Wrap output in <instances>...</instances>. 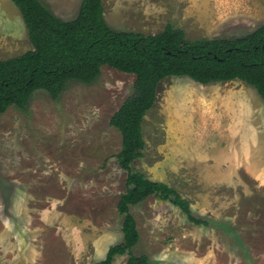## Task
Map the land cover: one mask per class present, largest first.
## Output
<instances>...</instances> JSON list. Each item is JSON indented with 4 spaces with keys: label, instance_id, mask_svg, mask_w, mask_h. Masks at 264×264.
I'll return each instance as SVG.
<instances>
[{
    "label": "rangeland",
    "instance_id": "374dc122",
    "mask_svg": "<svg viewBox=\"0 0 264 264\" xmlns=\"http://www.w3.org/2000/svg\"><path fill=\"white\" fill-rule=\"evenodd\" d=\"M40 1L65 21L77 17L83 2ZM103 7L105 20L113 30L144 36L157 35L173 25L182 29L190 41L238 38L264 26V0H104ZM30 50L32 45L20 11L10 0H0V61ZM135 79L104 67L93 85L72 83L58 101L39 91L27 110L12 107L0 116V184L6 183L10 193L7 196L25 191L27 197L57 202L62 209L73 212L77 222H90L89 229L104 250L124 240V216L118 206L127 191L128 173L118 161L122 135L111 126V120L134 94ZM189 81L192 80L187 77L168 78L159 85L157 104L143 123L146 148L133 168L152 181L155 177L163 179L161 183L176 190L191 210L205 193L226 206L233 195L228 189L208 187L211 173L198 170L194 164L187 166L188 151L206 139L205 123L211 127L215 120L216 126L222 128L228 123L221 96H232L249 86L241 81L222 84L218 87L220 97L215 109L211 101H198L203 103L200 108L196 105L199 113L190 117L194 143L184 138L168 143L165 101L173 88ZM253 93L255 100L260 99L255 90ZM203 112L215 113V119L211 116L205 120ZM216 143L221 146L222 142ZM170 157L185 160L187 169L173 173L165 170L160 162ZM243 180L250 182L247 177ZM240 200L235 211H227L237 216L234 227L231 221H217L209 213L192 210L196 218L211 221L209 228H215V233L210 235L209 228L197 227L170 202H161L154 196L148 198L131 207L141 236L135 253L148 256L152 264H264V235L253 239L248 231L242 232L246 226L256 229L261 226L258 222H264V193L256 192ZM251 207L256 223L246 225L245 214ZM128 258L119 256L115 264H127ZM98 261L99 258L92 257L86 263Z\"/></svg>",
    "mask_w": 264,
    "mask_h": 264
},
{
    "label": "trees",
    "instance_id": "16d2710c",
    "mask_svg": "<svg viewBox=\"0 0 264 264\" xmlns=\"http://www.w3.org/2000/svg\"><path fill=\"white\" fill-rule=\"evenodd\" d=\"M10 1L21 13L32 50L0 61V116L12 107L27 110L39 91L58 101L72 83L93 85L104 67L136 78L134 94L111 120L122 135L118 161L128 173L118 206L124 240L98 264H114L125 255L127 264H152L148 256L135 253L141 236L131 214V207L150 197L170 202L196 226H210L209 219L193 215L176 190L133 168L146 148L143 123L157 104L159 85L168 78L187 77L202 85L241 81L264 101V26L243 37L190 41L173 25L149 36L113 30L105 20L104 0H83L77 17L69 21L56 17L40 0Z\"/></svg>",
    "mask_w": 264,
    "mask_h": 264
},
{
    "label": "crops",
    "instance_id": "0c3cea01",
    "mask_svg": "<svg viewBox=\"0 0 264 264\" xmlns=\"http://www.w3.org/2000/svg\"><path fill=\"white\" fill-rule=\"evenodd\" d=\"M222 84L227 83L202 85L192 80L170 90L172 93L165 101L168 110L165 128L168 143L177 138L190 141L194 133L190 117L199 113L196 105L200 108L203 104L198 101H211L210 104L215 109ZM241 90L243 91L233 92V97L225 94L221 96L220 102L227 109L224 114L226 120L229 119L228 123L223 128L216 126L215 120L211 127L205 123L203 132L207 134L203 137L206 139L200 142L202 144L193 146L192 150L189 149L187 165L194 164L198 170L211 173L208 187L228 189L233 195L232 199L227 200V205L222 206V202L213 201L205 193L204 198L195 202L192 210L200 211L203 215L209 213L217 221H231L233 227L237 216L227 212L228 209L233 208L235 211L242 197L247 198L260 191L264 193V101L258 93L256 97L259 96L260 99H254L255 89L250 86ZM203 114L205 120L211 116L215 119L216 115L211 112ZM192 140L189 143H194ZM216 142H222L221 146ZM160 163L172 173L187 169L185 160L170 157ZM243 177H247L250 182L246 183ZM155 178L154 181H164ZM3 183L0 184V264H87L86 261L92 257L99 258L98 263L106 258L110 248L102 249L89 229L90 222H77L76 215L62 209L57 202L48 203L45 198L27 197L25 191L9 197L7 185ZM218 203L220 206H217ZM245 221L246 225L256 223L252 207L245 214ZM258 223L261 225L259 228L250 230L246 226L242 232L248 231L253 239L262 238L264 222ZM210 226L200 227L208 229ZM229 228L232 229L230 226ZM209 230L210 235L215 233V228L211 227Z\"/></svg>",
    "mask_w": 264,
    "mask_h": 264
}]
</instances>
